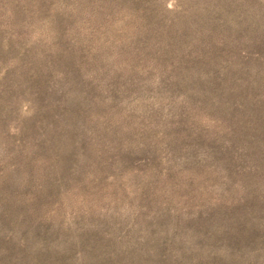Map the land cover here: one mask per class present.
Here are the masks:
<instances>
[{"label":"rangeland","instance_id":"obj_1","mask_svg":"<svg viewBox=\"0 0 264 264\" xmlns=\"http://www.w3.org/2000/svg\"><path fill=\"white\" fill-rule=\"evenodd\" d=\"M0 264H264V0H0Z\"/></svg>","mask_w":264,"mask_h":264}]
</instances>
